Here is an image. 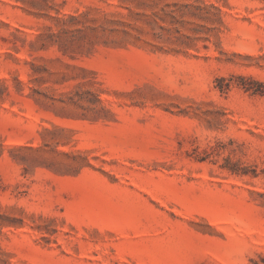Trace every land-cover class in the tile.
Returning a JSON list of instances; mask_svg holds the SVG:
<instances>
[{
  "label": "rangeland",
  "instance_id": "obj_1",
  "mask_svg": "<svg viewBox=\"0 0 264 264\" xmlns=\"http://www.w3.org/2000/svg\"><path fill=\"white\" fill-rule=\"evenodd\" d=\"M0 264H264V0H0Z\"/></svg>",
  "mask_w": 264,
  "mask_h": 264
}]
</instances>
